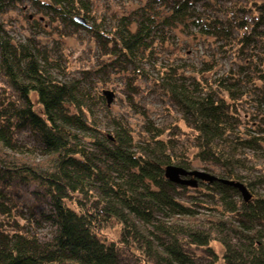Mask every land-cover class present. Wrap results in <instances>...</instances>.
<instances>
[{
  "label": "trees",
  "instance_id": "16d2710c",
  "mask_svg": "<svg viewBox=\"0 0 264 264\" xmlns=\"http://www.w3.org/2000/svg\"><path fill=\"white\" fill-rule=\"evenodd\" d=\"M24 2L90 32L107 58L101 72L150 79L178 113L176 128L145 118L137 131L116 119L106 124L111 132L102 130L91 107L104 100L86 91L92 82L60 78L59 58L29 37L18 42L8 34L3 16ZM90 6L89 0H0V76L12 92L0 96V264H122L125 247L134 264H201L195 248L206 254L205 264H264V195L253 196L256 181L245 184L235 172L244 163L237 150L264 144V1L231 0L223 20L216 0H146L108 28L76 20H92ZM182 33L190 36L183 54L192 52L193 41L208 47L205 55L198 63L168 57L156 65ZM222 60L227 70H219ZM248 104L260 114L250 119ZM181 124L190 131L184 143ZM21 133L34 150L23 149ZM168 165L201 167L216 179L187 175L195 185L175 183L165 176ZM229 180L245 184L250 199ZM9 181L32 183L48 205L29 214V228L16 219L18 199L4 188ZM180 189L194 191L191 204L179 200ZM195 205L207 214L198 215ZM41 222L51 228L46 237L30 230ZM114 227L111 239L106 231Z\"/></svg>",
  "mask_w": 264,
  "mask_h": 264
},
{
  "label": "rangeland",
  "instance_id": "374dc122",
  "mask_svg": "<svg viewBox=\"0 0 264 264\" xmlns=\"http://www.w3.org/2000/svg\"><path fill=\"white\" fill-rule=\"evenodd\" d=\"M146 0H89L91 7L92 20L84 18L85 23L89 25H104L108 28L110 25L115 24V18L117 15L126 13L132 8L142 4ZM235 1V0H234ZM243 5L249 1H264V0H239ZM216 2L223 7L224 13L220 16L225 18L229 14V6H231V0H216ZM228 7L227 9H225ZM3 24L10 37L18 42H23L27 37L31 38L32 44L45 50L48 57L51 59L59 58L64 66V74H59L60 78L68 80L72 78H83L86 76V82H92L91 85L86 86L91 93V97L96 100L98 94L103 97V102L100 100L95 102V105L91 107L95 116L101 122V129L108 133L112 131V127L106 128V124H110L112 120H123L134 131L140 130L143 123V119L149 118L154 124L158 126L168 127L173 125L172 129L176 128L177 124V112L160 95V91L156 89L155 85L150 79H127V76H120L121 74L114 69L109 68L104 72L99 70V66L103 63L104 59H107L102 52L101 47L96 44L92 34L86 30L80 28H74L67 24H62L55 19V15L44 12L39 8L30 6L28 2H24L21 7H12L7 10V13L3 16ZM190 37V36H189ZM186 34L182 33L179 39H176L169 43V46L165 47L159 54L156 65L163 62L168 57L180 58L183 61H192L198 63L195 59H199L200 56L205 55L206 51L203 46L197 44V42L188 41V45L192 52L183 54L181 51V44L188 38ZM196 49H195V48ZM233 58L230 59V61ZM149 69L156 77L154 68L147 64L144 69ZM229 68V62L222 60L220 62V71L227 70ZM151 74V73H150ZM104 91H109L111 94L105 95ZM12 96V92L4 78L0 76V96ZM109 99V101H108ZM108 103V104H107ZM255 106L252 104L247 105V112L253 118L252 115L256 114ZM244 110V109H243ZM145 112L146 116L142 113ZM259 113V112H258ZM260 114V113H259ZM256 119V118H255ZM184 134L178 137L180 142H186V136L190 132L183 124H181ZM19 143L25 145L23 149L25 151L34 150L36 144L32 139L21 133L18 138ZM10 152V151H9ZM38 153V152H37ZM237 156L243 160V166L236 169L235 172L240 173L242 180L245 184L248 181H256V186L253 190L250 188V192L253 196L264 195V144L257 149H244L237 150ZM197 164V163H195ZM195 170H203L201 167H195ZM220 170H224L220 168ZM180 179H187L188 176H179ZM10 182V181H9ZM191 187V184H188ZM6 194L11 198L18 199L15 215L16 219L20 222L21 227L29 228L24 225L27 218H30L29 214L33 212L34 208L40 211L48 205L43 201V198L36 195L35 187L32 183H20L17 181H11L8 185L4 186ZM194 193L192 190L187 189L179 193V200L184 203L192 202V197L189 196ZM199 199H204L201 195ZM195 210H198V215L207 214L204 207L194 206ZM15 219V218H14ZM176 221L181 222V218ZM30 230L36 232L40 237H46L50 231V226L41 222L38 226L35 224L31 226ZM107 236L111 239H115L118 235L117 228H107ZM212 246L217 254L222 251L221 246L217 240H214ZM123 255L121 257L122 264H134L135 255L131 253V249L124 248ZM193 254L198 257V261L201 264L208 263V258H205V253L201 249H194ZM147 262V261H146ZM216 264H222L220 260Z\"/></svg>",
  "mask_w": 264,
  "mask_h": 264
},
{
  "label": "water",
  "instance_id": "95a60500",
  "mask_svg": "<svg viewBox=\"0 0 264 264\" xmlns=\"http://www.w3.org/2000/svg\"><path fill=\"white\" fill-rule=\"evenodd\" d=\"M76 20L82 24H86L85 20L82 17H76ZM103 94L108 95L111 93L109 91H104ZM108 101H109V99H108ZM180 175L184 176V177L187 175H192L196 178L203 179V180H209V181L216 179L215 176H213V175H211L205 171H202V170L187 171L184 168L179 167V166H175V165H168L167 167H165V176L168 180L175 182V183H181V184H186V185H188V184L195 185L194 181L189 182L188 180L180 179V177H179ZM226 182L228 184H231V185H234L235 187H237L245 201L250 199L251 194H250L249 190L247 189V187L245 186V184H243L241 181L229 180Z\"/></svg>",
  "mask_w": 264,
  "mask_h": 264
}]
</instances>
